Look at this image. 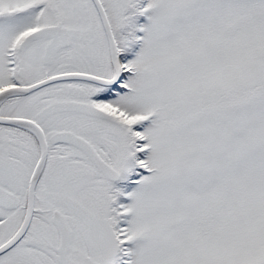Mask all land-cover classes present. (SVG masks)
<instances>
[{
	"label": "snow or ice",
	"instance_id": "snow-or-ice-1",
	"mask_svg": "<svg viewBox=\"0 0 264 264\" xmlns=\"http://www.w3.org/2000/svg\"><path fill=\"white\" fill-rule=\"evenodd\" d=\"M0 264H264V0H0Z\"/></svg>",
	"mask_w": 264,
	"mask_h": 264
}]
</instances>
